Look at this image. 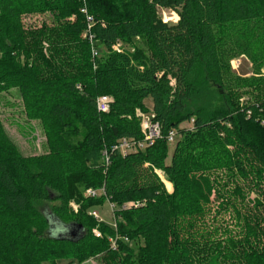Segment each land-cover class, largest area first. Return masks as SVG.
<instances>
[{"label":"trees","instance_id":"obj_1","mask_svg":"<svg viewBox=\"0 0 264 264\" xmlns=\"http://www.w3.org/2000/svg\"><path fill=\"white\" fill-rule=\"evenodd\" d=\"M85 1L0 0V94L18 90L49 147L23 156L0 117V264H264V98L237 101L242 90L264 92V0ZM85 6L99 58L83 38ZM158 9L176 12L177 24ZM37 13L54 23L27 29L23 16ZM136 38L134 53L113 51ZM242 57L252 76L233 71ZM102 96L108 113L97 108ZM138 110L160 136L123 157L112 151L119 140L144 139ZM172 131L180 140L167 164ZM105 203L117 209L115 229L89 214ZM221 211L237 232L218 227Z\"/></svg>","mask_w":264,"mask_h":264},{"label":"rangeland","instance_id":"obj_2","mask_svg":"<svg viewBox=\"0 0 264 264\" xmlns=\"http://www.w3.org/2000/svg\"><path fill=\"white\" fill-rule=\"evenodd\" d=\"M83 1V0H82ZM84 3V2H83ZM85 5V3H84ZM84 9V8H83ZM82 9V10H83ZM82 14L85 15L86 20L87 16H91L93 21L95 20L94 16H92L88 9L86 13ZM158 15L162 19L163 22H166L168 25H175L177 24V13L168 10V9H158ZM76 19L75 16H72L68 19L70 22H74ZM23 23L27 29H40L45 23L48 25H52L53 17L49 13H37L32 15H25L23 16ZM83 38H87V33L85 32ZM90 41V40H89ZM120 47V52L126 53H134L136 46H141L140 38H136L134 40L133 45L125 44L123 42H118ZM91 44V43H90ZM97 47V51L99 52L98 58L101 56L100 50H98L97 43L95 44ZM47 46V45H46ZM92 48V44H91ZM95 48V49H96ZM113 51H115L113 49ZM117 52V51H116ZM93 56V54H92ZM93 58H95L93 56ZM232 65L233 71L239 76H252V65L250 64L249 60L245 57L237 59ZM97 68V67H96ZM262 98H264L263 91L257 90H242L237 93V101L240 106H244L246 104H254L259 102ZM146 104L148 107L152 106V100L149 98L146 100ZM220 107L218 101L213 102L210 106L211 109H218ZM141 113H144L140 111ZM148 114V113H146ZM0 117L5 127V130L11 140L17 145L18 149L25 157H34L39 155H44L48 153L49 147L47 145V136L44 131L43 124L39 121L29 120L25 114L24 105L21 100L20 94L17 89H12L10 91L4 92L0 94ZM193 127V121L189 123H185L181 126L182 129H191ZM180 136L176 135L174 142L169 143V159L167 164H170L171 158L173 156L176 144L179 142ZM161 178L166 181L162 172H159ZM227 182V179L224 180ZM234 186H230L228 190H233ZM168 189V188H167ZM169 192H172V188L168 189ZM256 198L255 193H251L249 196V200H253ZM212 203L210 206L211 212L209 215L206 216L205 221L209 224H212V219L214 214L217 215L216 211L218 212L219 203L216 199V195L213 193L211 197ZM51 203H40L38 205L39 210L42 213H49L51 211ZM71 208L73 210L78 209L76 204L71 203ZM76 207V209L74 208ZM115 208H113L109 203H105L100 207L91 209L90 212H96L99 216V222H103V224L111 227L117 228V220L115 217ZM220 222L217 224L219 228H229L233 230V232H237V229L234 227V222L231 219V215L229 212L221 211L218 216ZM95 219V218H94ZM97 220V219H96ZM213 226V224L211 225ZM99 232V231H98ZM100 233V232H99ZM112 242V239H110ZM143 245V241H133L130 243V247L134 252V258L137 257L139 248ZM58 264H68L66 261L59 262ZM78 264V263H75ZM85 264H102L99 260H89Z\"/></svg>","mask_w":264,"mask_h":264},{"label":"built area","instance_id":"obj_3","mask_svg":"<svg viewBox=\"0 0 264 264\" xmlns=\"http://www.w3.org/2000/svg\"><path fill=\"white\" fill-rule=\"evenodd\" d=\"M83 2L85 3L86 1L83 0ZM83 13L87 12L86 6L84 7V9L82 10ZM178 17V15H177ZM179 20V18H177V21ZM87 22H88V32H87V37L90 40L91 44H92V54L94 57H98V51L95 49L94 47V40H93V36L90 33L92 24H93V18L91 16H87ZM166 23V22H164ZM120 45L119 43H117L113 49L117 52H120ZM236 62L233 61L232 64ZM112 103V99L109 96H102L98 99L97 101V108L100 112L102 113H108L110 111V106ZM137 115L138 117L141 118V129H142V133L144 136V139L142 141H133V140H129V139H121L117 142V144L112 148L113 152H117L120 155H122L123 157H125L126 155L133 153V152H137V151H142L145 150L148 146L152 145L155 140L160 136V127L158 124H156L155 122L152 121L153 115L151 113H141L139 110L137 111ZM176 132L172 131L169 134L168 137V142L172 143L174 142L175 138H176ZM105 156V162L106 165H109V156L108 153L105 152L104 153ZM160 175V174H159ZM101 192L97 191V190H93V189H89L86 191V196L87 197H98L100 196ZM112 206V205H111ZM132 206H139V204H128L127 206L124 207V209L132 207ZM113 207V206H112ZM76 209V207H74ZM114 208V207H113ZM77 211V209L75 210ZM91 215V217L99 220V216L96 212H90L89 213ZM94 234L97 237H101V234L98 232V230H94ZM112 249L115 251L117 250V243L115 240H112Z\"/></svg>","mask_w":264,"mask_h":264},{"label":"crops","instance_id":"obj_4","mask_svg":"<svg viewBox=\"0 0 264 264\" xmlns=\"http://www.w3.org/2000/svg\"><path fill=\"white\" fill-rule=\"evenodd\" d=\"M150 109H152V106L151 107H149Z\"/></svg>","mask_w":264,"mask_h":264},{"label":"water","instance_id":"obj_5","mask_svg":"<svg viewBox=\"0 0 264 264\" xmlns=\"http://www.w3.org/2000/svg\"><path fill=\"white\" fill-rule=\"evenodd\" d=\"M72 234H73V232H72ZM74 235V234H73ZM75 236V235H74Z\"/></svg>","mask_w":264,"mask_h":264},{"label":"bare ground","instance_id":"obj_6","mask_svg":"<svg viewBox=\"0 0 264 264\" xmlns=\"http://www.w3.org/2000/svg\"><path fill=\"white\" fill-rule=\"evenodd\" d=\"M179 18V17H178Z\"/></svg>","mask_w":264,"mask_h":264}]
</instances>
